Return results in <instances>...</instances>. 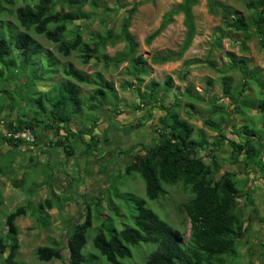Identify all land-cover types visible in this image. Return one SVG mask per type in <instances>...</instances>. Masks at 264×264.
Returning a JSON list of instances; mask_svg holds the SVG:
<instances>
[{"label": "trees", "instance_id": "trees-1", "mask_svg": "<svg viewBox=\"0 0 264 264\" xmlns=\"http://www.w3.org/2000/svg\"><path fill=\"white\" fill-rule=\"evenodd\" d=\"M89 2L94 5L91 0H0V120L9 132L30 129L35 137L33 146L40 144L39 138L44 133L54 132L56 136L49 137V144L63 148L67 156L74 154L79 141L86 144L81 152L83 156L94 155L100 151L99 144L109 141L108 136L101 138L96 132L103 112H107L106 119L112 121L125 111L120 109L118 90L113 81L105 77V72L111 65L118 67L128 62L129 74L134 79L124 82L122 89H132L137 94L138 101L132 106L143 115L125 123V129L128 132L151 121L150 127L158 133V139L135 153L132 152L138 146H131L125 152L130 155L131 161L125 165L124 172L128 175L140 174L145 182L146 195L151 200L166 195L164 184L181 185L183 190L188 191L190 198L180 203L178 208L191 223L190 237L185 239L180 229L174 228L147 206L145 198L121 194L134 201L131 220L117 221L111 216L104 217L95 229L91 246L109 264H126L124 260L133 257L134 248L144 246L150 248L146 264H230V257L237 254L238 247L248 243L246 235L252 228V216L259 212L252 197L253 185L258 182L264 187V82L256 70L249 71L244 58L230 65V69L240 71L242 80L239 88L233 90V77L224 75V95L232 99L234 112L242 117L246 112L257 111L258 124L253 126L245 120L244 124L238 125L234 120L227 131L224 123L230 114L212 99L209 113L203 117L204 126L217 132L209 141L203 129L196 135L194 124L181 116L183 99L178 92L174 93V100L168 102L169 94L174 92L172 76L163 82L153 79L146 83L145 91L140 90L144 80L142 75L147 73L143 69L147 59L137 54L139 42L130 28L135 12L145 0H136L130 7L120 6L128 14L123 17L118 32L109 27L105 33H94L86 39L83 37L85 27L77 23L93 18L84 11ZM197 2L182 0L164 15L160 27L146 37L145 42L151 44L176 15L184 14L187 37L182 51L179 55L153 56L152 62L166 63L182 57L195 36L197 25L193 8ZM207 5L209 12L221 14L227 28L242 32L244 40L257 36L264 45V0L248 1L247 7L252 9L248 18L243 15L232 17V8L220 0H208ZM10 15L14 20L9 19ZM31 30L56 44L64 58L79 52L83 63L88 65L93 61L96 70L90 74L70 61L63 64L51 51L44 49L30 33ZM122 42L124 48L116 55L104 53L108 46ZM220 42L221 36L216 37L215 43L220 45ZM101 65L103 71L97 69ZM210 66L216 67L212 62ZM227 71L228 68L223 73ZM58 74L62 76L56 78ZM180 78L185 79V74ZM52 80L55 83L50 90L37 89L40 84ZM18 81L22 82L21 86L17 85ZM13 83L18 87L12 88ZM80 83L95 85V89L84 97ZM253 84L259 87L258 95L254 97L249 91ZM184 95L196 102L205 100L194 96L188 88ZM156 108L163 112L158 118L154 114ZM14 112H17V117L11 118ZM86 112L89 114L87 118ZM217 114H220L219 120L214 119ZM78 118H84L83 129L75 128ZM0 140L10 150L28 145L26 139L6 134H2ZM226 145H229L230 153L225 160L232 164L243 162L238 171L245 173L244 179L239 177L237 170L223 167L217 151ZM200 151L207 153L210 160L207 161V155ZM46 166L53 168L49 162ZM6 170L1 169L0 175H5ZM252 173L254 177H251ZM15 185L20 186L21 181H16ZM242 199L244 205L240 210ZM54 201L48 197L45 205L39 203L36 208H53ZM101 206L99 202L97 208ZM109 208H117L112 198ZM87 209L82 222L67 221L65 243L54 242L53 245L37 248L40 260H66L64 250H67L66 264L97 262L94 254L86 257L91 237L88 231L93 226L91 204L87 205ZM26 214V207L20 206L6 216V232L0 236L2 264H28L17 259L20 241L16 219ZM44 220L47 218L38 217L42 227L46 225ZM260 246L259 255L263 256L264 243Z\"/></svg>", "mask_w": 264, "mask_h": 264}, {"label": "rangeland", "instance_id": "rangeland-1", "mask_svg": "<svg viewBox=\"0 0 264 264\" xmlns=\"http://www.w3.org/2000/svg\"><path fill=\"white\" fill-rule=\"evenodd\" d=\"M91 1H94V5L89 2L84 7V11L92 15L93 18L90 16L89 18H92L91 21L82 20L77 23L85 27L83 37L86 39L92 37L94 33H105L109 27L114 28L118 32L123 17L128 14L126 9L120 8V6L128 5L130 7L136 0ZM220 1L226 2L232 8V17L243 15L248 18L252 13V9L247 7L249 0ZM181 2L182 0H145V3L139 6L133 16L130 29L139 42L137 54L143 55L147 59L146 66L143 67L147 73L142 75L144 80L140 90L145 91L146 83L153 79L163 82L168 76H172L174 79V92L169 94L168 102H172L174 93L178 92L183 99V101L181 100V116L194 124L196 135L203 129L209 141L215 137L217 132L204 126L203 117L209 113L211 108L210 100L212 99L218 105H222V109H227L230 114L228 120L224 123L227 131L230 130L234 120H236L235 122L238 125L244 124L245 120L253 126L257 125L259 114L257 111L246 112L243 117L234 112L232 99L224 95L222 79L224 75L232 76L233 90L239 88L242 80L241 73L237 69H230V65L244 58L248 64L249 71L256 70L260 79L264 82V45H262L257 36L250 40H244L242 32L227 28L224 25L225 19L222 18L221 14L209 12L208 0H198L193 8L197 28L194 38L182 57L179 60L166 63L152 62L153 56H163L171 53L179 55L182 51L187 37V27L183 13L176 15L173 22L151 44L145 42L146 37L160 27L164 15ZM8 17L14 20L11 15ZM30 33L43 45L46 51H51L54 57L63 64L70 61L90 74L96 70L94 69L93 61L88 65L83 63L79 52H73L70 57L64 58L58 52L57 45L49 42L44 35H39L34 30H31ZM218 36H221L220 45L215 43V38ZM123 48L124 43H118L115 46H108L104 53L114 56ZM210 62L214 63L216 67L210 66ZM227 68L228 71L223 73ZM97 69L102 70V65ZM129 70L128 62H124L118 67L111 65L109 71L105 72V77L113 81L118 90L120 109H130L134 113H138L137 117H141L143 112H136V109L132 106L134 102L138 101L137 94L132 89H122L124 82L134 79L129 74ZM183 74H185V79L180 78ZM61 76V74H58L56 78ZM54 83V80L46 81L40 84L37 89L39 91H48ZM17 85L21 86L22 82L18 81ZM17 85L13 83L11 87L16 88L18 87ZM79 85L82 87V96L84 97L89 96L95 89V85L81 83ZM187 88L191 89L194 96H201L205 100L196 102L187 98L184 95V91ZM249 91H252L253 97L257 96L259 87L253 84ZM190 103H194V105L192 106ZM103 113L107 114V112ZM162 113L157 108L154 109V114L157 118ZM85 115L87 118L88 112ZM14 116L15 118L17 117V112H14ZM30 116L33 115L30 114ZM134 117L132 116L131 118ZM219 117L220 114H217L214 119L219 120ZM84 123V118L76 119L75 128L83 129L82 125ZM148 124L151 126V121ZM120 127L123 128L122 131L126 135L124 138ZM125 128L126 125L120 123L117 118L112 121L110 119H106L105 122L102 121L99 129L105 135H108L111 141L101 143L100 151L85 159L81 152L86 147V144H82L80 141L77 142L74 154L67 156L63 148L49 144L45 140L46 136L44 134L40 136L39 145L33 146V141H28V145L20 149L10 150L6 148L8 145L0 140V170L7 169L5 175H0V194L2 196L0 236L6 232V216L10 212L20 206L26 207L27 210L26 215L16 219V223L19 226L20 250L17 256L19 261L28 264H66L68 259L67 250H64L66 260L49 262L40 260L36 250L40 246L53 245L54 242L60 243L64 241L65 243L68 230L67 221H72V223L82 222L87 214V205L91 204L90 212L93 226L88 231V235L91 237L89 238L86 257L89 254H94L97 261L95 264H109L94 250L95 248L93 249L92 241L95 229L101 224L104 217L111 216L117 221L121 219L125 221L131 220V213L134 211L135 206L134 201L126 199L121 194H128V197L135 195L145 198L147 206L153 208L174 228L180 229L185 239L190 237L191 223L185 213L178 208L180 203L190 198L188 191L183 190L181 185L171 186L164 184L167 191L166 195L161 196L157 200H151L146 195L145 182L140 174L133 173L128 175L124 172L125 165L131 161L130 155L125 153L130 148L127 144L133 139L127 137L129 133H126L127 129ZM6 131L2 120H0V136L5 134ZM155 134L156 136L152 134L153 138L151 137V140L147 138L141 140L144 142L142 146L148 147L150 144L156 143L158 133L155 132ZM121 138L124 142H122ZM141 147H136L132 153L140 151ZM229 153V145L217 151V154L222 158L223 167L225 169L240 170L243 162L232 164L225 160ZM206 160H210L208 155ZM48 162L53 166L52 169L46 168V166L44 168V165ZM239 177L244 179L245 173L239 172ZM251 177H254L253 173ZM16 181H21V185L16 186ZM253 186L252 197L257 203V207H259L261 217H264V187L258 182L254 183ZM48 197L55 200L53 208L37 209L36 207L39 203L45 205V200ZM111 198L117 208H109ZM99 202H101L102 206L98 209L97 205ZM243 205L244 199L240 202V210L243 209ZM99 210H101V216L100 214L98 215ZM40 215L43 218H47V220H44L46 225L43 227L38 222ZM261 217H258V215L252 217V228L246 235L248 243L238 247L237 254L230 257V264H264V250H262L263 256L259 255L260 245L264 243V218ZM149 252L150 248L146 246L138 249L134 248L133 257L124 261L126 264H146ZM0 264H2V260Z\"/></svg>", "mask_w": 264, "mask_h": 264}, {"label": "crops", "instance_id": "crops-1", "mask_svg": "<svg viewBox=\"0 0 264 264\" xmlns=\"http://www.w3.org/2000/svg\"><path fill=\"white\" fill-rule=\"evenodd\" d=\"M136 112H138V110H136ZM8 113V111H6V114ZM14 115V114H13ZM13 115L11 116V118H15V116L13 117ZM106 116V114L104 113L103 114V118H102V120H101V123H102V121L103 122H105V117ZM132 116H135L134 118H131ZM138 116V113H134L132 110H130V109H126L125 111H124V113L121 115V117H118V119H119V121H121L122 122V124H124V125H126L125 123H127L128 121H130V120H133V119H136V118H139V117H137ZM10 117V116H9ZM104 119V120H103ZM100 123V124H101ZM100 124H99V126H100ZM99 126L97 127V129H96V132L99 134V136L100 137H104L105 136V134H104V132L103 131H101L100 129H99ZM120 129H121V132H122V135H124L123 136V138L126 136L125 134H124V132L122 131L123 130V128L122 127H120ZM153 130L151 129V127H150V125L147 123V124H145V125H143L142 127H139V128H133L131 131H126V133H129V135L127 136V137H130V138H133L131 141H130V143H128L127 145H129L130 147L131 146H142V144L144 143L143 141H141V140H143L144 138H147L148 140H151V137H152V134H153V136H156V134H155V132H152ZM103 132V133H102ZM44 136H46V139L45 140H47L48 141V139H49V137L50 136H56V133H54V132H46V133H44ZM106 136H108V135H106ZM108 138H109V136H108ZM153 138V137H152ZM40 139V141H41V138H39ZM154 139H155V137H154ZM121 140H122V138H121ZM127 140V139H126ZM109 141H111V139L109 140ZM112 141H113V139H112ZM155 141V140H154ZM122 142H124V140H122ZM49 143V142H48ZM109 143H111V142H109ZM99 146H101V144H99ZM110 146V145H109ZM119 146H121V145H119ZM86 158V156H84V159ZM65 162V161H64ZM60 165H62V164H60ZM45 166H46V164L44 165V168H45ZM46 168H47V166H46ZM52 169V168H51ZM50 171V170H49ZM51 173V172H50ZM256 205H257V203H255ZM259 208V207H258ZM259 210V209H258ZM261 213H256L255 215H258V217H261V215H260ZM254 215V216H255ZM253 217V216H252Z\"/></svg>", "mask_w": 264, "mask_h": 264}, {"label": "built area", "instance_id": "built-area-1", "mask_svg": "<svg viewBox=\"0 0 264 264\" xmlns=\"http://www.w3.org/2000/svg\"><path fill=\"white\" fill-rule=\"evenodd\" d=\"M5 134L10 137L13 136L15 138H23V139H26L27 141L35 140L34 134L32 133L30 129H24L23 131H19V132H9L7 130Z\"/></svg>", "mask_w": 264, "mask_h": 264}]
</instances>
